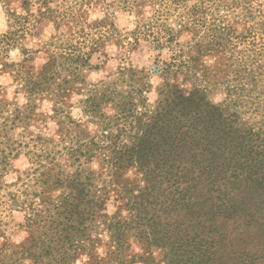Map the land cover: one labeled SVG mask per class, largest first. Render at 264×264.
Instances as JSON below:
<instances>
[{"label":"clouds","instance_id":"clouds-1","mask_svg":"<svg viewBox=\"0 0 264 264\" xmlns=\"http://www.w3.org/2000/svg\"><path fill=\"white\" fill-rule=\"evenodd\" d=\"M52 59L47 90L31 91ZM174 90L264 140V0H0V264L146 255L137 229L123 227L136 212L124 207L115 153ZM121 163L138 195L145 171ZM76 185L83 221L66 229L58 213L77 202ZM167 251L151 246L157 264Z\"/></svg>","mask_w":264,"mask_h":264},{"label":"trees","instance_id":"trees-1","mask_svg":"<svg viewBox=\"0 0 264 264\" xmlns=\"http://www.w3.org/2000/svg\"><path fill=\"white\" fill-rule=\"evenodd\" d=\"M70 59L87 63L80 56ZM54 65L52 59L41 73L42 82L34 83L31 91L47 90L53 78L44 73ZM67 84L65 80L57 87ZM91 105L95 109L97 101ZM149 119L143 123L138 118L133 143L115 153L116 182L129 194L124 207L136 212L133 223L123 227L134 226L146 241V255L133 254L128 264L151 262V246L167 247V264H264V140L248 129L233 128L197 94L186 98L179 90ZM121 162H135L145 171L146 186L138 195H130L137 187L134 182L121 181ZM50 179L47 171L41 173V183ZM76 187L77 202L58 213L66 229L73 227L68 223L73 217L83 221L80 204L86 193L81 185Z\"/></svg>","mask_w":264,"mask_h":264},{"label":"rangeland","instance_id":"rangeland-1","mask_svg":"<svg viewBox=\"0 0 264 264\" xmlns=\"http://www.w3.org/2000/svg\"><path fill=\"white\" fill-rule=\"evenodd\" d=\"M151 255H152V253H151ZM151 258H152V261L151 262H147V263L141 262V264H157V261L155 260V258L153 256ZM134 264H137V262H135Z\"/></svg>","mask_w":264,"mask_h":264}]
</instances>
